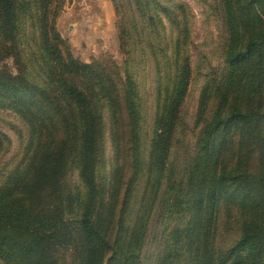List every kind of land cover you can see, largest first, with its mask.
Instances as JSON below:
<instances>
[{
    "label": "trees",
    "instance_id": "obj_1",
    "mask_svg": "<svg viewBox=\"0 0 264 264\" xmlns=\"http://www.w3.org/2000/svg\"><path fill=\"white\" fill-rule=\"evenodd\" d=\"M59 1L0 0V60L16 68L0 69V107L27 126L21 161L0 185V260L141 264L161 208L172 224L156 264H264V0H218L222 64L205 76L194 146L179 170L173 148L193 79L189 6L131 3L126 45L148 48L165 81L145 146L134 64L124 60L122 76L115 64L74 57L54 24ZM32 12L37 43L27 68L19 29ZM107 130L114 155L102 186Z\"/></svg>",
    "mask_w": 264,
    "mask_h": 264
},
{
    "label": "rangeland",
    "instance_id": "obj_2",
    "mask_svg": "<svg viewBox=\"0 0 264 264\" xmlns=\"http://www.w3.org/2000/svg\"><path fill=\"white\" fill-rule=\"evenodd\" d=\"M189 6L193 22L190 32V64L193 79L182 107L183 127L179 128L177 142L173 148L177 170L190 149L194 146L196 131H193V116L198 96L205 76L222 64L224 30L222 11L218 0H181ZM132 0H60L55 17V27L65 41L71 54L86 63L101 62L107 67L114 64L124 75V60L134 64V72L139 85L141 122L139 124L142 142L146 146L153 130V120L158 97L165 84L160 65L152 58L148 48L130 47L128 34L133 30ZM34 12L25 16L20 23V35L24 43V52L29 60L37 43L33 27ZM132 36V35H130ZM168 38V37H167ZM164 45L161 44V48ZM148 56L142 60V56ZM0 69L16 72L13 59L3 57ZM37 72L35 71L34 74ZM27 126L13 111L0 107V185L6 175L21 161L23 139L26 138ZM114 150L107 130L102 140V152L98 169V181L107 186L112 173ZM76 177V171L73 178ZM136 196V195H135ZM137 198L131 204L130 222L135 215ZM171 221L163 218L161 208L155 209L149 219L145 246L141 254V264H156L163 247V234L171 226ZM0 264H5L0 260Z\"/></svg>",
    "mask_w": 264,
    "mask_h": 264
}]
</instances>
